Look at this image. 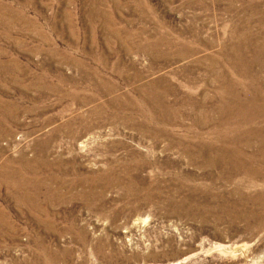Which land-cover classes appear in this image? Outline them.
I'll return each instance as SVG.
<instances>
[{
    "label": "rangeland",
    "instance_id": "374dc122",
    "mask_svg": "<svg viewBox=\"0 0 264 264\" xmlns=\"http://www.w3.org/2000/svg\"><path fill=\"white\" fill-rule=\"evenodd\" d=\"M263 20L264 0H0V264H264V119L220 110L255 113Z\"/></svg>",
    "mask_w": 264,
    "mask_h": 264
},
{
    "label": "bare ground",
    "instance_id": "6f19581e",
    "mask_svg": "<svg viewBox=\"0 0 264 264\" xmlns=\"http://www.w3.org/2000/svg\"><path fill=\"white\" fill-rule=\"evenodd\" d=\"M262 3V2H261ZM257 8V7H256ZM261 8V7H260ZM259 10V9H258ZM262 10H263V8H262ZM262 16V15H261ZM246 17V16H245ZM249 18V17H248ZM254 19V18H253ZM259 19H261V18H259ZM261 21V20H260ZM241 22V21H240ZM258 22V21H257ZM263 22H264V20H263ZM246 23H247V26L250 28V23L246 20ZM259 23V22H258ZM254 24H255V22H254ZM239 27V26H238ZM248 28V29H249ZM256 28V27H255ZM258 28V27H257ZM259 30L260 31H257V33L256 32H254V33H252L253 35L250 37H248V36H246L245 34V37H244V39H243V45H245V46H254L253 48H256V51L260 48V47H262V49L264 50V23L261 25V27H259ZM248 31H250V29L248 30ZM256 31V30H255ZM244 33V32H243ZM246 33H247V30H246ZM231 34V33H230ZM248 34V33H247ZM243 35V36H244ZM242 38V37H241ZM241 42V41H240ZM178 47V46H177ZM250 48V47H249ZM251 49V48H250ZM249 49V50H250ZM244 51V50H243ZM255 51V50H254ZM260 51V50H259ZM247 52V51H246ZM251 52V51H250ZM244 53V52H243ZM254 53V52H253ZM261 53V52H260ZM259 53V54H260ZM250 55V54H249ZM242 56V55H241ZM245 56V55H244ZM256 56V55H255ZM260 56V55H259ZM246 58V57H245ZM252 58V57H251ZM260 58V57H259ZM264 58V57H263ZM207 59V58H206ZM255 60V59H254ZM210 61V60H209ZM208 61V62H209ZM207 62V63H208ZM244 62V61H243ZM257 62V61H256ZM250 63V62H249ZM243 64V63H242ZM250 65H252V63L250 64ZM262 65V64H261ZM220 66V65H219ZM243 67V66H242ZM249 67V66H248ZM255 67V66H254ZM250 69H251V66H250ZM255 69V68H254ZM215 70V69H214ZM239 71V70H238ZM254 74V73H253ZM238 75V74H237ZM242 75V74H241ZM260 75V74H259ZM99 76V75H98ZM261 76V75H260ZM236 77V76H235ZM264 77V76H263ZM262 77V78H263ZM242 78V77H241ZM257 78H258V76H257ZM256 78V79H257ZM260 78V77H259ZM243 79V78H242ZM247 80V79H246ZM227 81V80H226ZM241 81V80H240ZM251 81V80H250ZM243 82V81H242ZM245 82V81H244ZM256 82V81H255ZM239 83V82H238ZM240 84V83H239ZM250 85L251 84H249V83H244V86H243V88H244V90H243V95H244V101L247 103V102H253V100L255 101V104H254V108H256V110H255V113H253V111H251V107H248L249 106V103H248V105L246 106V107H243L244 106V104H242L241 102H240V106H237L236 104L235 105H228L227 103H225V101L224 100H222V104L220 105V107H221V113H224L225 111H227L228 112V115H230V118H233L232 119V121H231V119L230 120H226V123L228 124L229 122L231 123V122H233L234 123V125H232L231 124V127H236L237 128V125H238V120L243 116L244 117V119H245V116L247 117V116H251V114L252 115H256V116H258V118L257 119H255V120H262V119H264V79H261V80H258V84L257 85H259V89H258V92L257 93H253L251 90L253 89H250L251 87H250ZM241 87H242V85H241ZM256 87V86H255ZM221 88V87H220ZM254 91V90H253ZM95 92V91H94ZM98 92V91H97ZM255 92V91H254ZM236 93V92H235ZM183 94V93H182ZM186 96H184V98H185ZM200 102V101H199ZM230 102V101H229ZM200 104V103H199ZM229 104H231V103H229ZM239 105V104H238ZM219 106V105H218ZM212 107V106H211ZM240 107V108H239ZM106 108V107H105ZM210 108V107H209ZM208 108V109H209ZM135 110V109H134ZM212 111V110H211ZM204 113V112H203ZM218 113V112H217ZM201 114V113H200ZM252 117V116H251ZM170 118V117H169ZM222 118V117H221ZM250 118V117H249ZM252 118H254V117H252ZM237 119V120H236ZM219 120H221L220 118H219ZM248 120V119H247ZM166 121V120H165ZM224 121V120H223ZM250 121V120H249ZM248 121V122H249ZM242 122H244L243 120H242ZM247 122V121H246ZM261 122V121H260ZM219 123V122H218ZM251 123V122H250ZM252 124V123H251ZM254 124V123H253ZM262 124V123H261ZM260 124V125H261ZM263 124H264V121H263ZM210 125V124H209ZM260 125H258V126H260ZM208 126V125H207ZM91 127V126H90ZM252 127V126H251ZM263 127V126H262ZM233 129V128H232ZM259 129V128H258ZM226 130V129H225ZM227 130H229V129H227ZM239 130H240V127H239ZM253 129H251V131H252ZM236 131V130H235ZM245 131H247V130H245ZM250 131V130H249ZM248 131V132H249ZM204 132V131H203ZM212 132V131H211ZM232 132H234V131H232ZM230 133V132H229ZM264 133V132H263ZM220 134V133H219ZM241 134V133H240ZM262 134V133H261ZM191 138V137H190ZM203 141V140H202ZM225 141V140H224ZM192 142V141H191ZM229 142V141H228ZM234 142V141H233ZM242 142V141H241ZM247 142V141H246ZM221 144V143H220ZM219 144V145H220ZM249 144V143H248ZM251 144V143H250ZM225 145V144H224ZM239 145V144H238ZM222 146V145H221ZM241 146V145H240ZM229 147V146H228ZM233 147V146H232ZM218 148V147H217ZM225 148V147H224ZM223 148V149H224ZM222 149V150H223ZM234 149V148H233ZM233 149H231L230 151L232 152V150ZM236 149V148H235ZM261 149V148H260ZM229 152V151H228ZM230 152V153H231ZM235 152V151H234ZM237 152H238V150H237ZM264 152V151H263ZM229 154V153H228ZM239 155H240V153H238ZM193 155V154H192ZM235 156V155H234ZM241 156V155H240ZM230 157V156H229ZM250 157V156H249ZM220 158V157H219ZM224 158V157H223ZM228 158V157H227ZM241 158V157H240ZM247 158V157H246ZM239 159V158H238ZM248 159V158H247ZM246 159V160H247ZM251 159V158H250ZM254 160V159H253ZM213 161V160H212ZM230 161H232V159H230ZM262 161V160H261ZM209 162V161H208ZM211 162V161H210ZM242 162V161H241ZM224 163H225V161H224ZM207 164H209V163H207ZM236 164V163H235ZM249 164V163H248ZM238 165V164H237ZM245 165V164H244ZM228 166V165H227ZM237 167V166H236ZM239 167V166H238ZM231 169V168H230ZM238 169V168H237ZM247 170V169H246ZM125 172V171H124ZM120 176V175H119ZM253 176V175H252ZM234 177V176H233Z\"/></svg>",
    "mask_w": 264,
    "mask_h": 264
}]
</instances>
